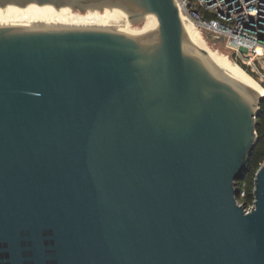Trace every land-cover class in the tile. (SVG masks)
<instances>
[{
  "label": "water",
  "instance_id": "water-1",
  "mask_svg": "<svg viewBox=\"0 0 264 264\" xmlns=\"http://www.w3.org/2000/svg\"><path fill=\"white\" fill-rule=\"evenodd\" d=\"M0 7L103 26L0 25V264H264V162L249 209L235 186L264 93L187 38L175 0Z\"/></svg>",
  "mask_w": 264,
  "mask_h": 264
},
{
  "label": "built area",
  "instance_id": "built-area-1",
  "mask_svg": "<svg viewBox=\"0 0 264 264\" xmlns=\"http://www.w3.org/2000/svg\"><path fill=\"white\" fill-rule=\"evenodd\" d=\"M175 1L180 15L203 33L209 32L214 39L223 38L226 54L264 87V0ZM244 194L243 189L239 190L237 201L249 209L252 204L243 203Z\"/></svg>",
  "mask_w": 264,
  "mask_h": 264
},
{
  "label": "bare ground",
  "instance_id": "bare-ground-1",
  "mask_svg": "<svg viewBox=\"0 0 264 264\" xmlns=\"http://www.w3.org/2000/svg\"><path fill=\"white\" fill-rule=\"evenodd\" d=\"M77 10V9H76ZM73 11L65 12L60 9H15L10 7H0V25H25V26H48V25H71L68 21L73 17ZM79 11V10H78ZM83 12V11H79ZM184 23V32L187 38L196 46L206 50L211 61L217 64L223 71L236 81L247 84L255 88L259 93H264V87L261 83L251 76L237 62L229 59L227 55L221 52H215L204 45L205 38L202 36V31L195 26L186 16H181ZM148 20L147 25L139 30H124L123 26L131 25L132 23L127 18L119 25L112 29L122 30L131 33L147 32L154 27L155 16L146 15ZM98 23V22H97ZM103 27L102 25H93ZM205 35V34H204ZM207 40V38H206ZM208 42V40H207ZM209 43V42H208Z\"/></svg>",
  "mask_w": 264,
  "mask_h": 264
},
{
  "label": "trees",
  "instance_id": "trees-1",
  "mask_svg": "<svg viewBox=\"0 0 264 264\" xmlns=\"http://www.w3.org/2000/svg\"><path fill=\"white\" fill-rule=\"evenodd\" d=\"M257 133L256 144L248 156L244 168L243 177L235 180V186L238 190L243 189L245 194L242 198L243 203L248 206L253 202V178L256 169L264 162V98L260 103V110L256 117L255 125Z\"/></svg>",
  "mask_w": 264,
  "mask_h": 264
},
{
  "label": "rangeland",
  "instance_id": "rangeland-1",
  "mask_svg": "<svg viewBox=\"0 0 264 264\" xmlns=\"http://www.w3.org/2000/svg\"><path fill=\"white\" fill-rule=\"evenodd\" d=\"M73 14H74L73 17H72L71 20L68 21V24H75L77 26L100 25L99 23H97V21H95L93 18H91L90 16H88L84 12H79L78 10H74L73 11ZM147 23H148V20L147 19H144L142 22H139V23H133L131 25H128L127 24V25L123 26V29L124 30H128V29H131V30H139V29H143L147 25ZM202 36L205 38L204 45L206 47L210 48L211 50H213L215 52H221V53H224L225 55H227L225 49L223 48V46L221 44V42H216L214 44H211L209 42L210 39L208 41L209 43L207 42L206 35H204V33H202ZM229 59H231V58L229 57Z\"/></svg>",
  "mask_w": 264,
  "mask_h": 264
}]
</instances>
